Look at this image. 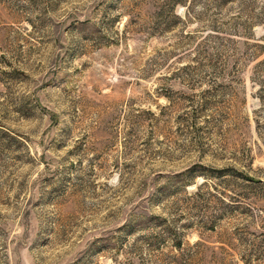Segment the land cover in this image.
Instances as JSON below:
<instances>
[{
  "label": "rangeland",
  "instance_id": "1",
  "mask_svg": "<svg viewBox=\"0 0 264 264\" xmlns=\"http://www.w3.org/2000/svg\"><path fill=\"white\" fill-rule=\"evenodd\" d=\"M0 264H264V0H0Z\"/></svg>",
  "mask_w": 264,
  "mask_h": 264
}]
</instances>
